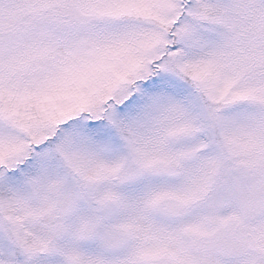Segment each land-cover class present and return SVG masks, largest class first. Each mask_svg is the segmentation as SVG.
Masks as SVG:
<instances>
[{"label": "snow or ice", "instance_id": "snow-or-ice-1", "mask_svg": "<svg viewBox=\"0 0 264 264\" xmlns=\"http://www.w3.org/2000/svg\"><path fill=\"white\" fill-rule=\"evenodd\" d=\"M0 264H264V0H0Z\"/></svg>", "mask_w": 264, "mask_h": 264}]
</instances>
